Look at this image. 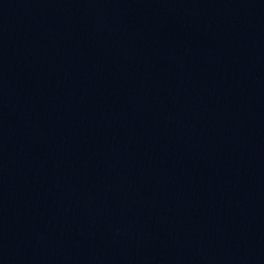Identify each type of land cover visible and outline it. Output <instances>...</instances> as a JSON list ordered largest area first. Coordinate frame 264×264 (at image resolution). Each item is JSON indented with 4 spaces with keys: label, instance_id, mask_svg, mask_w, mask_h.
Here are the masks:
<instances>
[{
    "label": "water",
    "instance_id": "95a60500",
    "mask_svg": "<svg viewBox=\"0 0 264 264\" xmlns=\"http://www.w3.org/2000/svg\"><path fill=\"white\" fill-rule=\"evenodd\" d=\"M0 264H264V0H0Z\"/></svg>",
    "mask_w": 264,
    "mask_h": 264
}]
</instances>
